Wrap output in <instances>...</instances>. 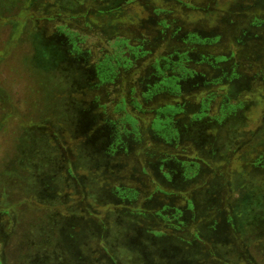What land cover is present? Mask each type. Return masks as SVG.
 Masks as SVG:
<instances>
[{
    "label": "rangeland",
    "instance_id": "374dc122",
    "mask_svg": "<svg viewBox=\"0 0 264 264\" xmlns=\"http://www.w3.org/2000/svg\"><path fill=\"white\" fill-rule=\"evenodd\" d=\"M174 48L198 75L143 97ZM0 264H264V0H0Z\"/></svg>",
    "mask_w": 264,
    "mask_h": 264
},
{
    "label": "trees",
    "instance_id": "16d2710c",
    "mask_svg": "<svg viewBox=\"0 0 264 264\" xmlns=\"http://www.w3.org/2000/svg\"><path fill=\"white\" fill-rule=\"evenodd\" d=\"M165 34V33H162ZM183 43H189L190 44H197L202 45L206 44L207 42H211V38L201 37L196 33H189L185 34L183 37ZM190 50L188 49H177L174 48L171 51H164L160 54L156 55L154 59L151 62V72L146 77V80L151 81L147 82L146 88L143 92V97L145 98H151L154 94H158L161 92H168L170 95H176V93H179L182 89L181 83L182 79H190L192 80L194 75H198L195 73V70H192L191 67H189L186 63L191 59V54L189 53ZM131 53L136 57L140 54L146 55L150 52H146L145 49L142 47H136L131 50ZM202 56V62L205 60H209L208 63L210 64L211 68H217L220 69L219 66L220 62H223L225 60H228L230 57L225 56L223 54H201ZM209 57V58H208ZM124 58H121V54L118 53V55L114 56H106L105 62L103 65V62L100 64L98 70L100 75L106 74L107 77L113 78L111 75L113 71L117 67H126L129 65V61H124ZM113 60H116V62L113 63ZM109 67V68H106ZM103 71V72H102ZM223 75H215L210 80L205 81L204 84H219L223 80ZM202 77H204L202 75ZM232 75H230L229 78H231ZM191 86H194L193 82L190 83ZM197 85V84H196ZM195 87V86H194ZM220 94V92H217V89H211L209 92L203 95L201 104H200V112L198 116H202L203 114L210 115L209 112L211 110V104L214 102L216 96ZM223 99H221V108L219 111V114L217 112L216 117H219L220 119L224 114L232 112L236 105L228 106V94H220ZM173 96L167 101H165L163 104L157 105V107L153 108L152 111L155 113V116L151 118L150 125L151 128L157 132L162 133L164 136H170L174 132L172 130V122H173V116L177 113H180L183 111V105L182 103H175L173 101ZM196 117V114L193 115V117ZM174 155V154H173ZM175 159V165L177 167L183 168L184 172L190 171L191 165L193 164H199L198 161L195 160H188L183 159L180 160L178 158ZM176 171V170H175ZM169 174V173H168Z\"/></svg>",
    "mask_w": 264,
    "mask_h": 264
}]
</instances>
